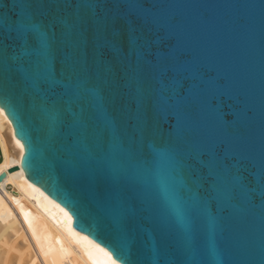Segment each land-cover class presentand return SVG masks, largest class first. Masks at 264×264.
Returning <instances> with one entry per match:
<instances>
[{
    "label": "water",
    "instance_id": "obj_1",
    "mask_svg": "<svg viewBox=\"0 0 264 264\" xmlns=\"http://www.w3.org/2000/svg\"><path fill=\"white\" fill-rule=\"evenodd\" d=\"M46 2L64 6L67 15L79 14L82 4H92L89 14L99 19L126 14L121 5H144L158 21L156 58L168 57L193 73L195 83L188 79L184 96L200 85H211L216 98L210 107L187 114L198 123L195 134H178L187 118L184 114L151 120L139 141L140 158L132 161L124 180L145 197L144 213L126 238L119 235L112 216L85 211L81 192L53 164L64 158L67 137L72 135L76 163L93 169L98 161L88 141H75L73 131L64 133L63 144L54 145L38 130L34 116L9 106L4 112L23 145L20 166L26 178L68 210L76 230L121 264H128L133 245L142 248L144 264H264V198L253 200L238 187L233 191L238 172L256 181L264 169V0ZM162 86L153 81L154 89ZM86 87L110 95L100 79H91ZM182 101L183 97L177 100ZM6 104L0 96V107ZM75 111L85 120L91 115L88 104L83 113L79 106ZM120 118L117 109L115 119ZM122 146L128 147L126 142ZM210 151L221 164L228 161L231 174L212 173ZM110 152L106 145L105 154Z\"/></svg>",
    "mask_w": 264,
    "mask_h": 264
},
{
    "label": "snow or ice",
    "instance_id": "obj_2",
    "mask_svg": "<svg viewBox=\"0 0 264 264\" xmlns=\"http://www.w3.org/2000/svg\"><path fill=\"white\" fill-rule=\"evenodd\" d=\"M63 7L46 0H0V96L8 101L0 111L14 106L34 116L38 130L54 145L63 144L64 133L73 131L75 141H88L98 161L93 169L76 163L72 135L64 158L53 164L81 192L85 211L112 216L119 235L126 238L144 213L145 197L124 180L132 161L140 158L139 141L151 120L184 114L178 134H195L198 123L187 114L210 107L216 91L200 85L184 96L193 73L168 57L156 58L158 21L144 5H121L126 14L104 19L89 14L92 4L80 5L81 12L71 15ZM91 79L102 80L110 95L88 89ZM157 80L163 85L158 90L153 88ZM181 97L182 103L177 102ZM85 104L91 108L86 120L75 111L79 106L83 113ZM106 145L111 147L107 154ZM207 161L213 174H231L228 161H223L225 169L215 152H209ZM233 181V191L238 187L253 200L264 198V169L256 181L240 172ZM128 264H144L141 247L129 249Z\"/></svg>",
    "mask_w": 264,
    "mask_h": 264
},
{
    "label": "bare ground",
    "instance_id": "obj_3",
    "mask_svg": "<svg viewBox=\"0 0 264 264\" xmlns=\"http://www.w3.org/2000/svg\"><path fill=\"white\" fill-rule=\"evenodd\" d=\"M0 147V264H112V254L76 230L68 210L26 178L23 145L4 111Z\"/></svg>",
    "mask_w": 264,
    "mask_h": 264
},
{
    "label": "built area",
    "instance_id": "obj_4",
    "mask_svg": "<svg viewBox=\"0 0 264 264\" xmlns=\"http://www.w3.org/2000/svg\"><path fill=\"white\" fill-rule=\"evenodd\" d=\"M2 158V151H1V147H0V160Z\"/></svg>",
    "mask_w": 264,
    "mask_h": 264
}]
</instances>
